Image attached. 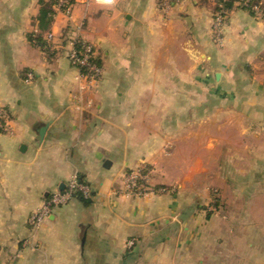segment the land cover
Returning a JSON list of instances; mask_svg holds the SVG:
<instances>
[{"label":"crops","instance_id":"1","mask_svg":"<svg viewBox=\"0 0 264 264\" xmlns=\"http://www.w3.org/2000/svg\"><path fill=\"white\" fill-rule=\"evenodd\" d=\"M168 1L55 4L41 31L40 0H0V264H264V16L235 6L217 38L215 0ZM133 168L157 191L123 193ZM73 175L88 196L32 228Z\"/></svg>","mask_w":264,"mask_h":264},{"label":"built area","instance_id":"2","mask_svg":"<svg viewBox=\"0 0 264 264\" xmlns=\"http://www.w3.org/2000/svg\"><path fill=\"white\" fill-rule=\"evenodd\" d=\"M97 1L112 2V0ZM64 3L65 0H59L56 5L60 9V6ZM168 3L169 1L165 0V4L168 5ZM241 4L245 7L249 6V9L255 16H264V12L261 11L259 3L251 4L249 3V0H243ZM68 10L69 7H67L65 11ZM226 14L227 12L221 9L213 16V30L216 33L217 38L219 37L220 29ZM69 44L70 48L67 52V58L69 62L78 69L79 77L83 78L89 84H96L100 79L102 69L94 62L96 54L93 45L86 40L78 38L71 39ZM47 47H49V45H47ZM3 114V110L0 107V129H4ZM121 190L125 194L139 197L157 191L156 188L149 185L147 177L141 171V168H133L124 175ZM159 190H161V188H159ZM76 193L83 197H87L88 186L82 183L76 175H73L66 183L64 189L53 192L45 198L41 207L28 217V224L32 228H37L48 217L54 207L66 204ZM211 208L214 210L213 205H211ZM132 242V239L128 240L127 245L130 246Z\"/></svg>","mask_w":264,"mask_h":264},{"label":"trees","instance_id":"3","mask_svg":"<svg viewBox=\"0 0 264 264\" xmlns=\"http://www.w3.org/2000/svg\"><path fill=\"white\" fill-rule=\"evenodd\" d=\"M59 0H40V9L39 13L37 15L38 20V27L39 30L43 31L49 27V24L53 18L54 10L52 8L53 5L58 4ZM243 0H215L214 4V14L218 12L219 10H224L226 12L233 9L235 6L241 7L243 9H246L250 13L252 11L248 7L243 6L242 3ZM74 2V0H65V3L60 6V9L65 11L67 7H70V5ZM249 3H259V7L262 12H264V1L263 0H249ZM213 14V15H214ZM28 40L35 46L39 47L43 51H46V53H52L47 48V42L43 38L40 32H33L28 34ZM94 62L98 64L101 67L100 59L96 56L94 58ZM83 70V68H82ZM74 196H78L83 198L80 194L76 193ZM214 203H216V198H214Z\"/></svg>","mask_w":264,"mask_h":264},{"label":"water","instance_id":"4","mask_svg":"<svg viewBox=\"0 0 264 264\" xmlns=\"http://www.w3.org/2000/svg\"><path fill=\"white\" fill-rule=\"evenodd\" d=\"M43 129H44V128H42V129L40 130V132H39L40 136H41L42 133H43Z\"/></svg>","mask_w":264,"mask_h":264},{"label":"rangeland","instance_id":"5","mask_svg":"<svg viewBox=\"0 0 264 264\" xmlns=\"http://www.w3.org/2000/svg\"><path fill=\"white\" fill-rule=\"evenodd\" d=\"M228 108V107H227ZM230 108V107H229ZM232 108H235V107H232ZM5 114H3V116H4ZM213 200H214V198H213Z\"/></svg>","mask_w":264,"mask_h":264}]
</instances>
